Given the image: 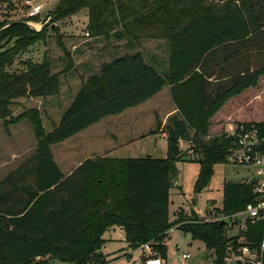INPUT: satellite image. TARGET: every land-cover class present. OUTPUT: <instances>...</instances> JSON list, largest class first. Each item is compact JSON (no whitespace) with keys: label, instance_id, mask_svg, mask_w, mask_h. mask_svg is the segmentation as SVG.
Wrapping results in <instances>:
<instances>
[{"label":"trees","instance_id":"trees-1","mask_svg":"<svg viewBox=\"0 0 264 264\" xmlns=\"http://www.w3.org/2000/svg\"><path fill=\"white\" fill-rule=\"evenodd\" d=\"M81 10H87L86 33L94 38L110 36L132 46L139 27L143 32L151 28L169 47L168 72L155 69L139 50L114 55L88 76L51 132L41 131L37 114L30 112L39 135L36 150L0 181V264H109L101 248L111 227L123 232L126 250L147 246L165 260V240L173 228L167 219L168 196L174 163L180 161L179 143L188 142L201 156L193 188L198 194L209 185L213 166L227 164L236 149L235 139L225 134L210 143L200 141L208 135L212 110L264 74V0H58L47 26ZM5 24L0 23L1 120L12 116L13 100L59 91L57 74L46 60L20 61L23 71H7L28 46L45 40L47 26L37 32L14 21L2 30ZM191 77L198 83L195 96L189 90L178 99L173 94L179 117L170 118L164 130L166 158L96 157L69 176L61 174L50 146L138 106L165 85L186 90ZM250 125L264 135V123L244 126ZM255 197L251 182L225 183L219 213L233 218ZM220 222L192 219L178 230L202 242L213 254L212 264H225L228 250L237 255L242 246L258 249L261 221L247 220L234 237L225 234L227 225ZM122 256L129 259L130 254Z\"/></svg>","mask_w":264,"mask_h":264},{"label":"rangeland","instance_id":"rangeland-1","mask_svg":"<svg viewBox=\"0 0 264 264\" xmlns=\"http://www.w3.org/2000/svg\"><path fill=\"white\" fill-rule=\"evenodd\" d=\"M57 1L0 0V23H7L1 29L14 21L33 22L34 29L27 24L34 31L46 22L50 25L53 21L52 11ZM27 2L31 7L36 5L41 7L40 14L33 20L26 17L29 8ZM86 23L87 10H81L75 15L54 22L56 31H51V27L47 26L45 40L36 41L28 46L19 54V60L16 59L12 67L7 70L23 71L24 67L20 61L42 63L46 60L49 62L51 73L57 74L59 91L53 96L21 97L11 102L12 116L7 120L0 119V181L32 156L36 150L39 135L37 136L30 121L32 117L30 112L34 111L37 114L41 131L51 132L60 122L63 112L85 84L88 76L97 72L99 65L109 61L111 56L139 50L147 61L156 64L158 71L165 75L168 72L169 47L165 39L155 37L151 28L143 32L144 28L139 27L136 31L137 38L132 39L134 45L129 46L130 43L126 44V40L117 41L110 36L98 38L86 36ZM12 42L13 40L9 41L6 46H11ZM2 44L4 41L1 42ZM186 81V90L178 85L172 87L169 84L165 85L162 92L152 100L124 112L122 116H108L102 119L87 130L69 138L70 140L67 139L68 142L63 148L70 150L72 145L79 144V162L85 158H116L115 156L122 159L143 158L150 155L157 159L166 158V141L161 134L168 120L173 117L170 113L173 110L177 111L173 94L177 99L188 90L191 96L196 94L198 84L196 79L191 77ZM139 112H149L150 115L145 119L141 132L127 130L125 124L131 123ZM152 113L156 116H152ZM174 117H179L178 111ZM208 123V135L200 138L202 143L223 138L224 134L239 125L264 123V74L258 76L242 91L221 99L212 110ZM137 137L141 140L140 143L118 150L117 147L125 145L127 140ZM87 146L92 149L86 148ZM112 147L116 148L113 150V152L117 151L116 155L112 157L105 155L104 152L108 154ZM179 147L180 161L174 163L175 176L171 179L172 186L169 190L167 207V219L173 222V228L168 231L165 240L167 252L163 264H212V252L207 251L202 242L192 240L189 234L178 230V226L192 219L225 221L227 225L225 234L228 237L238 235L239 225L232 227L233 221L219 213L222 208V187L225 183L251 182L254 167L234 165L228 161L227 164H216L213 166L209 185L196 194L193 192L199 172V163L196 160L201 156L194 153L188 142H180ZM50 149L54 160L60 162L62 156L57 144L50 146ZM62 169L65 171L64 168ZM238 219L240 221V217ZM122 233L117 230L112 235L113 241L101 248V252L107 254L106 257L110 259L109 263L115 261V264H143L146 258L157 257L150 247L135 251L126 250ZM184 251L190 255L185 261L180 257ZM124 253L131 254L129 259L122 256ZM49 264L65 263L50 260Z\"/></svg>","mask_w":264,"mask_h":264},{"label":"built area","instance_id":"built-area-1","mask_svg":"<svg viewBox=\"0 0 264 264\" xmlns=\"http://www.w3.org/2000/svg\"><path fill=\"white\" fill-rule=\"evenodd\" d=\"M27 4L29 6L26 14L27 19L36 18L40 14L41 7L38 5L31 7L29 2ZM27 23L33 27V22ZM86 36H88V33H86ZM226 135L235 139L234 146L236 147L227 161L234 165L254 167L251 183L253 184V192L256 195L252 204L247 205L242 212L229 219L235 220L240 230L245 229L247 220L252 223L261 221L264 228V135L262 136L253 125L248 127L240 125ZM238 217H240V221H238ZM230 251L228 250V256L224 259L225 264H235L237 262L240 264H264V232L258 249L250 250L247 246H242L238 249L237 255L230 253ZM180 257L185 261L190 258V255L184 251L180 254ZM143 264H163V260L151 256L146 258Z\"/></svg>","mask_w":264,"mask_h":264},{"label":"crops","instance_id":"crops-1","mask_svg":"<svg viewBox=\"0 0 264 264\" xmlns=\"http://www.w3.org/2000/svg\"><path fill=\"white\" fill-rule=\"evenodd\" d=\"M45 17V16H44ZM43 17V18H44ZM115 55H118V54H115ZM147 60V59H146ZM149 64H151L155 69H157L156 68V64H154V62H149V61H147ZM158 70V69H157ZM160 72V71H159ZM162 73V72H161ZM162 90H163V88L161 89V91L158 93V94H156L155 96H153L152 98H150V99H148V100H146L145 102H143V103H141V104H139L138 106H135V107H133V108H129V109H126V110H124L122 113H120V114H118V115H116V117L117 116H122V114L124 113V112H126V111H129V110H131V109H135V108H138V107H140V106H142V104H145L146 102H148V101H150V100H152L153 98H155L156 96H158L161 92H162ZM76 95V94H75ZM75 95H74V97H75ZM73 97V98H74ZM176 110H173L170 114H171V116H175V114H176ZM152 116H156L155 114H153L152 113ZM166 116H168V115H166ZM150 117V115H149V112H139L136 116H135V118L131 121V123H127V124H125V128L127 129V130H129V131H135V132H141V130H142V128H143V125H144V122H145V119H147V118H149ZM101 121V120H100ZM91 127V126H90ZM89 128V127H88ZM87 128V129H88ZM87 129H85V130H87ZM149 132H151V131H149ZM77 135V134H76ZM162 136V138L163 139H165V133L163 132L162 134H161ZM68 140H70V139H68ZM140 141L141 140H139V138L137 137V138H132V139H130V140H127L126 141V143H125V145H123V146H119V147H117L118 148V150H120V149H122V148H127V147H129V146H131V145H135L134 143H140ZM66 142H68V141H66L65 140V142L63 143V142H61V143H58L57 144V148H58V151H59V153L61 154V156H62V158H61V160H60V162H56L55 160H54V158H53V160H54V162H55V164L57 165V167H58V169H59V171L61 172V174L63 175V176H69L83 161H85V160H87V159H93V158H85V159H83L81 162H79V155H78V151H79V144H77V145H72L71 146V149L69 150V149H67V148H63L64 147V145H65V143ZM181 142H183V141H181ZM180 144V143H179ZM53 146V145H52ZM98 147H100V144H99V146ZM82 148H85V147H82ZM86 148H89V149H92L90 146H87ZM105 148V147H104ZM116 148L115 147H112L111 149H110V152L107 154L106 152H104V154L105 155H107V156H110V157H112L113 155H116V153H117V151L116 152H113V150H115ZM50 151H51V149H50ZM51 154H52V152H51ZM53 156V155H52ZM151 156V155H150ZM116 158H118V159H122V158H119L118 156H115ZM21 165V164H20ZM64 168V170L65 171H63V169L62 168ZM15 170V169H14ZM117 230H120L118 227H111V228H109L104 234H103V239L105 240V243H104V245H103V247L105 246V245H107V243L109 244L110 242H112L113 241V239H112V235L117 231ZM121 231V230H120ZM122 232V231H121ZM123 234V233H122ZM106 235V236H105ZM123 236V239H124V234L122 235ZM143 247H146V246H143ZM143 247H141V248H143ZM141 248H139V249H141ZM142 250H145V249H142ZM115 251V250H114ZM105 255H107V254H105ZM131 255V254H130ZM107 260H110V259H108L107 258ZM118 261V260H117ZM109 264H115V261L114 262H110Z\"/></svg>","mask_w":264,"mask_h":264},{"label":"water","instance_id":"water-1","mask_svg":"<svg viewBox=\"0 0 264 264\" xmlns=\"http://www.w3.org/2000/svg\"><path fill=\"white\" fill-rule=\"evenodd\" d=\"M24 24H26V25L28 26L27 23L24 22ZM30 26H31V25H30ZM45 26H47V22L44 23L43 25H41L40 28H39L38 30H36V31H37V32L41 31ZM53 26H54V24L51 25V27H53ZM31 27H32V26H31ZM171 186H172V183H170V187H171ZM211 205H212V203H211ZM222 223H224V221H221V222H220V224H222Z\"/></svg>","mask_w":264,"mask_h":264}]
</instances>
